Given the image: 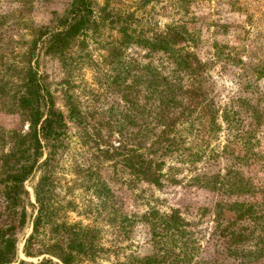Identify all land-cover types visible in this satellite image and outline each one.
Returning a JSON list of instances; mask_svg holds the SVG:
<instances>
[{
	"label": "trees",
	"instance_id": "obj_1",
	"mask_svg": "<svg viewBox=\"0 0 264 264\" xmlns=\"http://www.w3.org/2000/svg\"><path fill=\"white\" fill-rule=\"evenodd\" d=\"M174 5L188 14L191 2L175 0ZM253 10L251 3L221 0V19L213 27L228 36L221 44L215 40L208 62L201 58L197 38L175 27L168 26L153 42L145 40L161 58L145 76L141 103L130 101L138 107L131 117L139 130L110 146L107 153L122 159L112 182L95 178L91 169L83 174L77 170L73 184L88 183L85 191L94 193L82 206L58 192L59 160L69 149V126L30 67L23 90L14 96L16 107L27 115V131L0 133V141L8 140L11 149L0 158V264L96 262L107 250L99 244L100 228L94 223L104 220L117 243L143 225L145 237L160 246L158 253L134 255L117 264H264V12L257 18L258 10ZM94 18L91 0H71L57 28L42 32L47 53L63 55L86 36ZM214 62H221V76L231 77L247 97L222 92L220 97L207 71ZM46 147L50 150L43 160ZM120 164L127 180L119 175ZM183 172L187 175L179 179ZM37 173L33 203L26 183ZM119 181L127 188L117 187ZM140 183L157 188L183 184L206 199L214 197L212 208L198 203L200 215L210 213L214 225L206 242L190 230L178 209L161 213L149 202L141 215L130 211L131 192ZM67 191L75 196L71 188ZM70 211L90 223L69 222ZM28 225L32 233L25 238L23 253L28 259L42 258L37 263L19 259L18 234Z\"/></svg>",
	"mask_w": 264,
	"mask_h": 264
},
{
	"label": "rangeland",
	"instance_id": "obj_2",
	"mask_svg": "<svg viewBox=\"0 0 264 264\" xmlns=\"http://www.w3.org/2000/svg\"><path fill=\"white\" fill-rule=\"evenodd\" d=\"M70 1L0 0V133L27 131V115L16 107L14 96L23 90L21 86L33 67L51 92L54 107L64 115L69 126V149L59 160L61 181L58 192L62 199H76L82 206V202L94 193L85 191L88 183L84 187L82 181L78 186L73 184L79 174L77 170L83 174L91 169L95 178L112 182L115 166L122 159L107 153L110 146H118V142L132 138L139 130L132 125L131 117V112L138 107H133L130 101L136 99L135 102L141 103L145 76L151 66L159 65L161 58L160 52L145 46V40L153 42L152 38L167 31L168 26L175 27L177 31L197 38L201 58L208 62L215 54L212 48L215 40L221 44L228 35H221V30L213 27L221 19V0H188L191 2L188 14L182 11V7L174 5L175 0H91L95 11L91 30L73 42L63 55H50L42 32L57 28ZM239 1L253 4L258 10L254 14L257 18L264 12V0ZM214 63L207 71L216 83L215 90L220 97L221 92L222 95L236 93L247 97L231 82V77L221 76V62ZM256 64L258 62L253 65ZM262 86L264 88V82ZM8 143V140L0 141V158L11 152ZM49 150L45 148L43 160ZM62 167L67 169L65 176ZM118 170L121 179L127 180L121 164ZM216 170L218 168L211 172ZM185 175L186 172L181 173L179 179ZM38 180L39 173L26 183L33 203ZM117 184V187L127 188L125 182ZM67 187L75 196L67 191ZM132 193L130 211L133 213L143 214L148 208L145 204L149 202L161 213L178 209L191 224L190 230L201 238L202 243L206 242L214 225L210 213L200 215L198 203L203 202L204 206L212 208L214 197L206 199L196 188L187 190L183 184L168 183L163 188L140 183ZM27 209L32 215V207L27 206ZM66 218L69 222L83 220L85 224L90 223L77 211H70ZM96 222L94 224L100 228L99 244L107 253L89 264H117L134 255L143 257L158 253L160 249L145 237L147 231L143 225H136L129 238L124 237L125 240L117 243L109 223L105 220ZM31 233V225H28L18 234L19 259L37 263L42 258L28 259L23 253L25 238ZM227 263L234 264L233 261Z\"/></svg>",
	"mask_w": 264,
	"mask_h": 264
}]
</instances>
